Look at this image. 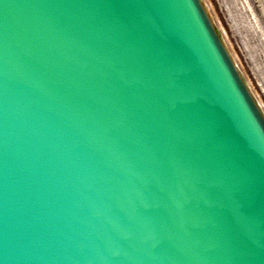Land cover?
<instances>
[{"label":"water","instance_id":"obj_1","mask_svg":"<svg viewBox=\"0 0 264 264\" xmlns=\"http://www.w3.org/2000/svg\"><path fill=\"white\" fill-rule=\"evenodd\" d=\"M0 264H264V113L203 0H0Z\"/></svg>","mask_w":264,"mask_h":264},{"label":"rangeland","instance_id":"obj_2","mask_svg":"<svg viewBox=\"0 0 264 264\" xmlns=\"http://www.w3.org/2000/svg\"><path fill=\"white\" fill-rule=\"evenodd\" d=\"M233 62L264 113V0H203Z\"/></svg>","mask_w":264,"mask_h":264}]
</instances>
